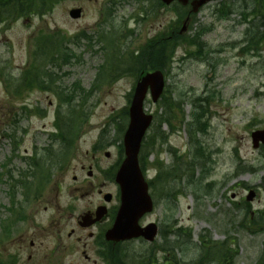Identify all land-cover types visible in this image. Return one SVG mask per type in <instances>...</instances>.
Segmentation results:
<instances>
[{
  "label": "rangeland",
  "instance_id": "374dc122",
  "mask_svg": "<svg viewBox=\"0 0 264 264\" xmlns=\"http://www.w3.org/2000/svg\"><path fill=\"white\" fill-rule=\"evenodd\" d=\"M156 1L59 0L45 14H33L18 20L12 18L6 23H0L1 264H6L9 258L18 254L21 259L18 258L17 264H35L27 258L28 254L33 257L37 254L38 258H43L45 254H50L53 244L59 245L61 249L56 255L57 262L63 260L61 264H93L97 256L83 245L84 238L78 241L76 237L86 236L90 243L87 230H78L72 219L62 216L65 214L64 205L72 204L76 208L75 214L82 213L85 207L97 202V189L101 181L105 182L103 189L112 192V181L109 178L95 181L96 185L87 184V188L81 190L69 187L73 176L77 180L75 186H78L80 177L85 174L83 170H88L90 165L93 171L96 168L95 174L99 177L100 170L103 174L102 168L113 166L118 158L123 134L120 127L127 122L121 112L129 104L135 76L122 74L112 80L110 72L114 69H109V66H120L122 60L131 62L149 42V38L167 26L178 29L179 17L174 7L157 9ZM20 2L19 6L14 3L11 6V13L15 16L19 9L25 15L38 5L39 0ZM73 7L83 10L81 18H69L68 10ZM3 11L0 5V16L5 15ZM263 20L264 0L207 2L196 12L184 36H194L201 27L205 30L199 36L203 43V56L192 54L197 49L195 45L181 42L175 46L170 63L162 59L167 89L164 102L168 99L170 102L180 101L181 105L176 111L181 109L184 112V120L178 113L171 127L168 122L162 123L160 130L166 136L165 142H158L154 147L143 150L146 175L150 178L163 171L164 167L159 165L157 168V161L164 166H176L174 170L162 172L159 180L154 182L155 209L144 222H156L162 235L171 230L168 225L172 223L184 226L188 231L180 233L172 251H164L172 245L164 244L161 234L157 237L155 251L158 252L161 264H177L173 259L183 264H199L202 261L203 264H216L208 260L214 253L225 256L226 264H233V260L235 264L259 263L264 243V143L258 149L252 148L250 132L264 127ZM252 31H259V38L247 44ZM50 33L60 34V37L64 35L69 49L66 45L63 47L75 56L57 71L63 89L78 79L87 93L83 101L77 97V105L70 109L67 103L64 104L60 116L68 120L71 116L69 110L74 109L79 112V118L85 120L77 135L75 131L72 132L75 138L71 140L70 135V143H63L62 156L65 163L54 173V179L59 180L61 188L57 192L54 190L56 180L43 178L38 182V188L43 187L44 197L41 200L45 203H40V200L35 201L37 204L30 203L26 207V214L19 217L20 209L17 206H11L13 213L8 209L12 186L2 173L12 167L17 178L18 169L25 168L26 162L22 157L49 144L46 133L54 131V111L59 101L52 94L54 90L49 92L42 89L44 85H35L27 93L17 96L5 88V74L11 72L16 76L21 69L30 66L37 42L34 37L41 39ZM79 34L88 37L70 40ZM44 45L46 52L52 51L51 43ZM54 45L58 46L57 43ZM102 63L106 67L100 69ZM43 68H48L45 60ZM59 94L63 95V99L67 96V93ZM201 98H205L202 101L205 114L201 122H205L206 131L197 133L195 139L201 143V155L208 158L209 162L205 166L210 172L203 179L199 167L193 168L192 176L191 171L180 164L193 160L190 142L193 139L186 122L194 121L193 110L194 114L199 112V108L193 107L191 101L196 102ZM22 105H28L32 111H27L28 114L21 112ZM159 105L153 104L148 97L144 107L155 116L156 111H162ZM35 107L44 110V114L35 112ZM14 117L18 120L13 129L11 124ZM155 124L150 134L155 131L157 122ZM8 136L14 144L17 141L15 150ZM100 143L101 148L96 150L95 145ZM51 145L57 148L55 143ZM105 151L109 152L110 157L105 156ZM42 155L43 151H38V156ZM94 156L96 158L92 161ZM7 159L12 160L11 165L4 168ZM193 161L197 163L196 158ZM239 164L240 168L235 169ZM180 170L183 171L181 177L169 180L172 173ZM45 174L43 169L42 176ZM212 180L214 184L208 187V182ZM248 188H253L257 195L252 201L246 202L244 197ZM22 189L25 191V185ZM17 190L21 191L20 188ZM73 193L77 195L76 198L70 197ZM15 199L21 198L17 194ZM58 218L62 234L60 239L56 234ZM38 224L44 225L46 230L35 229L34 225L37 227ZM71 227L76 230L72 237H68L66 233ZM187 232L191 233L190 243ZM20 236L24 238L23 241H18ZM172 237L175 236H169L168 240ZM30 239L34 241L33 246L29 245ZM147 246L134 241L118 246L116 255L113 249L110 253L115 260L119 255L127 256V259H131L126 260L127 264L140 260L147 264L146 257L151 252ZM82 253L89 255V260ZM11 254L13 257L9 256ZM165 254L168 259L163 258ZM169 254H172L173 259ZM96 263L103 264L98 258Z\"/></svg>",
  "mask_w": 264,
  "mask_h": 264
},
{
  "label": "trees",
  "instance_id": "16d2710c",
  "mask_svg": "<svg viewBox=\"0 0 264 264\" xmlns=\"http://www.w3.org/2000/svg\"><path fill=\"white\" fill-rule=\"evenodd\" d=\"M159 2V1H158ZM174 10L176 11V13L178 14L179 18H183L187 12V10H185V8H182L180 6H178L177 4H173ZM264 24V20L263 23ZM201 27V26H199ZM204 29L201 27V30H198L194 36L192 37H183L180 36V34H178V30L175 29L174 32V36L172 38L173 42L171 43L170 40L167 39H160V40H154L152 39L150 42H148L147 44H145V47H143L141 50H139L134 59L127 63L125 60H122L120 62V66H116L114 64H110V68L109 69H114V71L110 72V76L112 77V80H115L117 77H119V73H123V74H129V75H136L140 70L143 69H154V68H158L160 70H162L163 67V63L162 59L163 56L165 54V50L169 49L171 50V54L174 53V49L175 46L178 45V43L181 42H186L189 45H195L197 48V52L196 55L198 57H202L203 56V43L201 42V40L199 39V36H201L204 33ZM259 31H253L251 37L249 38L248 43H252L255 39L259 38L258 33ZM262 34V33H261ZM261 38V37H260ZM53 48L52 51H48L45 54V57L47 59H50L53 56V60L52 62H58L60 56H62V62L63 65L64 64H68L70 63L71 59H73V57H75L74 55H72L70 53L69 50H67L65 47L62 46V49L56 47V45H54V43L52 42ZM104 50V47H103ZM195 54V53H194ZM39 57H42L41 53H38ZM162 57V58H161ZM127 63V64H126ZM106 65L105 63H102L100 66V69L105 68ZM45 74L48 76L49 81H54L53 80V76L52 73H46L43 72L41 75H39L37 72H34V75H30L27 72L21 73L20 76L18 78H16V81H12L11 83V90L13 91V93L17 96H21L24 92H28V89H32L33 86L37 85V86H42L43 83H45ZM52 76V77H51ZM55 88V87H54ZM55 89H59V87H56ZM68 92H67V96L65 97V99H63V95L57 94L56 93V97L57 100L61 103L64 102L68 104L69 109L73 106H76V100L77 97L80 98V100L83 101V98L86 99V94L85 93V89H83L80 86L79 81L76 80L75 83H73L71 86L67 87ZM90 90V89H88ZM87 91V90H86ZM82 92V93H81ZM91 92V91H90ZM164 99H166V96L163 97V101ZM177 102V103H176ZM163 107L166 108L165 110L162 111V113H157V127H156V135H159V126L161 125V123L163 121L168 122L169 124L172 123L173 119H175L176 116H178L177 114L179 113L180 118L182 120H184V112L181 109H178V111L175 110L176 107H178L179 105H181L180 101H175V102H170V100L168 99V101H166L165 103L163 102ZM193 105L199 108V112L194 114V110L192 112V117L194 118V122L197 124L195 126V128H198L200 131L203 130L202 128H200V118L203 115V108L202 106H200L199 101H197V103L193 102ZM70 111V117L67 120V118H60L57 122H56V135L54 136V140L59 141V147H57V149L55 151H52L49 149L48 153L50 152V156L54 155V156H58V161L60 162L61 159L63 158L60 154V148L63 145V143H66L71 135V140L75 138V135L72 133L75 131L76 135L78 134V130L79 127L82 123H84L85 118H79L78 115V111L76 112L74 109L69 110ZM158 116L160 119H158ZM67 120V121H65ZM190 125V123L188 124ZM69 134V137H68ZM156 139V136L154 137V139L152 140L154 142V140ZM147 142V141H146ZM146 142L143 145V148H146V146L149 145V143L146 145ZM202 152H200L201 155ZM50 160V159H49ZM64 160V159H63ZM34 165H40V161L38 159H36L35 161L32 162ZM20 176H23L22 174ZM116 255V254H115ZM107 258V257H106ZM110 258V257H109ZM108 258V259H109ZM111 258L112 261H111ZM111 258L109 259V263H120V264H127L126 262L131 260L130 258L127 259L125 256L121 257L120 255L116 258L117 260L114 259L113 255L111 256ZM155 255L154 253H149V255L146 257V262H148L151 259H154ZM260 261L258 264H264V245H263V250L262 253L260 255ZM127 260V261H126ZM209 261L215 262L216 264H226V257H221L219 256V254L217 255V253H214L213 255L210 256V258L208 259ZM133 264H143L140 260L137 261L136 263ZM234 264V262H233Z\"/></svg>",
  "mask_w": 264,
  "mask_h": 264
},
{
  "label": "water",
  "instance_id": "95a60500",
  "mask_svg": "<svg viewBox=\"0 0 264 264\" xmlns=\"http://www.w3.org/2000/svg\"><path fill=\"white\" fill-rule=\"evenodd\" d=\"M163 1L168 4L173 0ZM206 1L191 0V11L196 12L201 4ZM179 2L184 5L188 0H179ZM70 15L71 17H79L80 10L73 9ZM186 22L187 20L183 22V32L186 30ZM140 75L129 107L130 122L123 137L126 157L115 175L122 190V204L119 207L114 225L106 233L107 239L114 242L139 237V235L150 240L156 234L153 223H149L145 227H140L138 224V219L152 209V201L147 192L148 186L137 161V152L145 129L152 121L151 115L143 112L144 96L147 90L150 89V96L154 102L160 97L164 88L163 74L158 70H154L152 72H143ZM251 137H253V146L256 147L258 140L264 141V129L253 132ZM254 195L255 193L250 190L247 200L251 199Z\"/></svg>",
  "mask_w": 264,
  "mask_h": 264
},
{
  "label": "flooded vegetation",
  "instance_id": "af4514ba",
  "mask_svg": "<svg viewBox=\"0 0 264 264\" xmlns=\"http://www.w3.org/2000/svg\"><path fill=\"white\" fill-rule=\"evenodd\" d=\"M3 3H7V7L5 8L4 12V16H0V23H6L8 19H10V2L9 0H0V5L2 6ZM171 33H173V30L171 31ZM51 177H54V174L51 175ZM91 177V176H89ZM95 181L97 180H89L86 182H81V184L79 185V187H77L78 190L85 189L87 188L88 185L92 186V185H96ZM94 182V184H93ZM101 183V184H100ZM99 187L97 189V202L92 203L91 205L85 207V209L82 210V213L79 214H75L76 211L74 209V206L72 204L67 203L65 206V210H63V212L65 213L62 216H67L69 218V220H73V223H75V226L78 230H87V237L90 238L89 241H92L91 243H88L86 236H76L78 241L82 240L84 238L83 241V245L85 247H89L90 251L94 252L97 246H106V243H104V235H105V230L107 228H109L112 224V220L115 216L116 213V208L117 205H115L116 201H117V197L116 196V190L110 192V191H105L103 189V187H105V182H100ZM88 184V185H87ZM106 193H110V196L107 197ZM40 199H37V201H39ZM40 203L43 202L45 203V201L40 200ZM37 204V202H36ZM59 219L57 220L56 223L57 224V234L61 235V228L59 225ZM71 222V221H69ZM61 224V223H60ZM35 229H40V227H43V231L46 230V228L43 225H40V227H36L34 225ZM75 228L71 227L70 231L68 233H66V235H68V237H72L75 233ZM35 235V234H33ZM24 238H22V236H20V238L18 239V241H23ZM95 242V244H94ZM29 245L33 246L34 245V241L32 239L29 240ZM59 253V251L56 252H50V254H45V256H43V258L37 256L33 257L34 255H30L28 254V259L30 261H34L35 264H61L63 260L60 261H56L57 257L56 255ZM83 256H85L86 259L89 260V255L87 254H83ZM18 256H20L19 254L13 258H9V260L7 261L6 264H17L18 263ZM21 259V258H19ZM29 261V262H30ZM95 262V261H93ZM1 264V263H0Z\"/></svg>",
  "mask_w": 264,
  "mask_h": 264
}]
</instances>
